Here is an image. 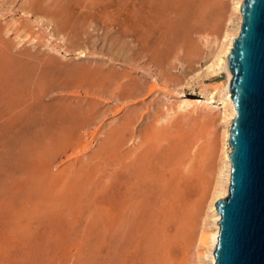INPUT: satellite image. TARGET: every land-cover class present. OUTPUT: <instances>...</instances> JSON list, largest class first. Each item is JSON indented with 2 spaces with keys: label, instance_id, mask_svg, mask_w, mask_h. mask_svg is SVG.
Listing matches in <instances>:
<instances>
[{
  "label": "rangeland",
  "instance_id": "374dc122",
  "mask_svg": "<svg viewBox=\"0 0 264 264\" xmlns=\"http://www.w3.org/2000/svg\"><path fill=\"white\" fill-rule=\"evenodd\" d=\"M226 4L0 0V264H190L219 115L156 122Z\"/></svg>",
  "mask_w": 264,
  "mask_h": 264
},
{
  "label": "water",
  "instance_id": "95a60500",
  "mask_svg": "<svg viewBox=\"0 0 264 264\" xmlns=\"http://www.w3.org/2000/svg\"><path fill=\"white\" fill-rule=\"evenodd\" d=\"M229 53L235 105L228 195L220 198L215 264H264V0H244Z\"/></svg>",
  "mask_w": 264,
  "mask_h": 264
},
{
  "label": "bare ground",
  "instance_id": "6f19581e",
  "mask_svg": "<svg viewBox=\"0 0 264 264\" xmlns=\"http://www.w3.org/2000/svg\"><path fill=\"white\" fill-rule=\"evenodd\" d=\"M243 1L244 0H226L227 7L225 14L223 16V21L221 22L222 23L221 28L214 35L213 34L211 36L209 35L211 39L207 35L205 37L207 38L205 40L208 45V51L205 52V55L203 54L204 56L202 54H201L202 56L199 55L200 58L198 59L201 58L203 59L204 75L212 76V82L209 85L207 84V86L206 85L204 86L202 80L196 82V84L199 85L198 93H199L200 102L192 101L187 97L185 99L180 98L177 100V102L173 103L172 106L167 105V109L165 110L164 115L161 118L159 117L158 121L156 122V124L159 123V120L161 119L163 121L164 120L166 121L167 119L170 120L171 117L172 116L174 117V115L176 114L189 115L190 113L198 112V109L200 107L208 103L210 104V108L209 107L207 108H209L210 110L217 109L219 115V119H218L219 130L213 133L214 135H216L215 136L216 138H213L214 135L212 138L207 137L209 135L206 136L209 140L212 139V141L216 139L215 141L216 145H214L216 148L215 150L216 164H214L215 168L213 167V171H211L212 173H209L210 175L212 174L211 175L212 177H210L212 178V180L211 183H208V190L206 192L207 194L205 196V199L203 197L204 195L202 196L204 202L201 204L203 206H200L202 207V209H200L201 210L200 221H197V226L193 230L194 232H192V234L194 235L192 236L193 238L192 237L189 238L192 239V244L190 243L192 245V249H191L192 257L190 256L192 260H190L189 262L190 264H215L214 250L216 248L218 231H219L218 221L220 220L221 217L220 213L216 208L215 203L220 198H224L228 195L230 171H231L229 154L232 149L231 145L228 142V139H229V131H230L231 123L236 114L234 101L232 100L231 93L229 90V83L231 80V74L228 67L229 53L233 47L235 38L238 37L240 32V27L242 22L241 5ZM47 33L49 36L50 33L49 32ZM28 36H29L28 34H25L19 37V39L20 41H23V39L25 40V38H27ZM35 39H36L35 37L31 38V40H35ZM83 50L84 49H81L80 51H78V53L77 52L76 53L80 55L82 54L86 55L85 51ZM198 70L199 68L194 69V71H198ZM172 94L177 95L180 93L178 92L165 93L164 96L168 98V100H170L171 98L175 97ZM210 136L212 135L210 134ZM208 139H206V141ZM206 145L208 147L209 143ZM213 153L212 155H214ZM191 245H187V246H189L190 248Z\"/></svg>",
  "mask_w": 264,
  "mask_h": 264
}]
</instances>
